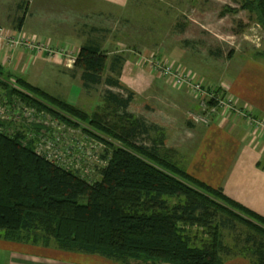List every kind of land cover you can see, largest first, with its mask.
Segmentation results:
<instances>
[{
  "label": "trees",
  "instance_id": "16d2710c",
  "mask_svg": "<svg viewBox=\"0 0 264 264\" xmlns=\"http://www.w3.org/2000/svg\"><path fill=\"white\" fill-rule=\"evenodd\" d=\"M241 8L264 29V0H243ZM103 48L92 38L76 56L73 69L86 90L120 85L123 56L110 58ZM12 81L25 92L12 89ZM0 86L111 152L99 180L89 182L24 145V134L0 132V234L7 240L53 243L119 264H223L239 254L264 264V217L165 161L157 137L151 146L138 145L139 134L150 131L128 112L132 94L107 92L105 107L89 114L1 64Z\"/></svg>",
  "mask_w": 264,
  "mask_h": 264
},
{
  "label": "rangeland",
  "instance_id": "374dc122",
  "mask_svg": "<svg viewBox=\"0 0 264 264\" xmlns=\"http://www.w3.org/2000/svg\"><path fill=\"white\" fill-rule=\"evenodd\" d=\"M26 1L28 3L31 0ZM242 1L119 0V8L114 5L110 8L111 5L107 4L102 9L94 8L93 12L87 11V29L83 30L82 24L85 20L82 21L81 18L76 30H82L83 35L80 40L75 39L76 42L68 43L78 54L81 46L93 38L104 45L103 49L110 58L122 54L124 63L121 64L119 76L116 75L120 81L119 87H110L103 83L86 90L78 72H75L73 68H67L60 59L49 60L45 57L43 58L52 63H36L29 75L20 74L17 76L24 78L51 96L67 99L71 103L75 101L73 103L75 106L89 114L105 107L104 99L107 92H112L123 99L133 94V101L128 112L144 122L151 136L155 135L151 138L141 132L136 142L138 145L151 146L157 137L156 134H153V130H157L158 127L166 126L171 135L173 130L171 128L175 127L171 113L176 110L174 108L175 101H179L180 104L183 102L182 105L188 107L191 106L190 101L193 99L183 88H173L164 81H162L164 85L161 84L157 80V74L149 65L139 66L138 57L167 60L171 64L181 65L186 70L194 72L201 79L216 83L221 80L223 75V78L227 77L229 81L235 79L238 73L234 71L236 67L233 66L235 64L233 62L240 56H254L256 58L253 60L259 59L256 60L257 63H260L264 68V29L258 24L254 14L241 8ZM14 2L18 3L19 0H0V27H5L1 21L5 19V16L13 17ZM42 2L43 0H34L28 9L29 14L37 11L38 15L46 16L48 12L40 5ZM77 2L78 0H73L76 6ZM22 7L24 6L22 5ZM94 12H100L101 15L92 16L91 14H95ZM68 13L73 14L67 9L66 12L56 13L57 17L52 19V26H56L58 28L56 30H61L63 32L59 33L61 35H69ZM25 15L26 13L23 11L21 18L23 19ZM74 21L75 17L72 16V22ZM32 29L34 26L28 17L22 31L31 35ZM59 34L58 36H60ZM68 43H61L58 47ZM244 61L246 62L244 59L242 63ZM262 81L264 82V78ZM258 88L260 94L264 93V85L258 86ZM250 93V96H254L252 92ZM254 97L258 98L256 106L252 102L244 106L247 111L249 110V113L253 111V107L260 110L264 107V96ZM159 101H165L160 103V111L154 109L149 112L150 110L145 109L158 106L156 104ZM236 101L238 103V100ZM145 102H147V106ZM191 113L190 111L187 114L188 121L191 119ZM180 114L181 112L178 115ZM177 121L184 124L188 122L182 120L180 116ZM177 131L179 132V130ZM68 132L70 131L64 130L63 134ZM68 135L71 136L70 140H81L82 138L78 133ZM175 142L176 137L172 135L169 138L170 148H159V154L165 161L183 169L187 166L185 158L180 159L183 155V144ZM80 146L63 145L64 148H70L76 155L80 154ZM238 231L236 232L238 233ZM227 242L230 243V239ZM92 256H100L103 264H119L115 260L101 255Z\"/></svg>",
  "mask_w": 264,
  "mask_h": 264
},
{
  "label": "crops",
  "instance_id": "0c3cea01",
  "mask_svg": "<svg viewBox=\"0 0 264 264\" xmlns=\"http://www.w3.org/2000/svg\"><path fill=\"white\" fill-rule=\"evenodd\" d=\"M33 1L28 2L29 6H26V8L22 7L23 2H27L26 0H19L18 3L14 2L15 12L13 17L5 16V19L1 20L2 24H5L3 28L22 31L29 17L34 26L33 33L30 36L49 42L54 47H58L61 43L75 41V39L80 40L83 33H81L82 30H76V27L82 18V21L85 20L82 24L83 30L87 29V11L93 12L95 11L94 8L102 9L107 4L111 5L110 8H112V5L119 8V0H78L77 6L74 5L73 0H43L40 5L48 13L42 17L38 15L37 11L29 14L28 9ZM67 9L73 13L72 15L68 13L69 17L66 16L69 21V35H61L59 33L63 32L56 30L58 29L56 26H52V19L57 17V15L55 16L56 13L66 12ZM23 11L26 15L22 19L21 14ZM91 15L97 16L101 13ZM72 16L75 17L74 22H72ZM14 27L18 29H12ZM3 58L5 63L2 66L7 73L16 78H20L17 76L20 74L29 75L30 70L36 63H52L41 57H31L28 53L21 51L14 52L12 56L6 54ZM254 58L256 57H246L244 55L234 59L233 63L235 64H232L236 67L234 69L235 73L238 74L233 81H229L227 77L226 79L223 78L224 75L217 83L207 81L214 86H220L221 84L226 86L227 92L238 100V110L245 112L247 116L242 112L226 113L219 109L218 113L210 115L208 125L194 123L191 119L188 121L187 114L190 111L192 113H202L198 104L194 100H189L191 106L184 107L183 102L180 104L179 101H175L174 108L176 110L171 111L175 127L171 128L173 129L171 135L170 131L167 130L169 128L164 125L158 127L157 130H153V134L157 135L160 148H170L169 138L172 135L176 137V144H183V155L180 159L185 158L187 166L183 169L190 176L214 189H221L223 194L231 200L264 217V132L262 130L254 131L248 118L264 120V107L261 110L253 107L251 113L244 108L245 105L251 102L254 105L257 104L258 98L254 96H264V93L261 92L260 94V91H258L260 90L258 86L264 85L262 81L264 68L260 63H257L256 60L259 59L254 61ZM244 59L246 62L242 63ZM157 80L163 84L162 79L157 78ZM250 92L254 96H250ZM132 96L134 95L132 94ZM65 100L75 106L73 104L75 101L71 103L67 99ZM163 102L165 101H159L156 104L158 106H152V109L149 107L145 109L150 110L149 112L154 109L160 111V103ZM145 103L147 106V102ZM145 112L147 113V111ZM180 112L181 114L178 115ZM183 114L184 117H182ZM178 116L188 122L184 124L177 121ZM149 136L151 138L155 137V135L151 136L150 134ZM0 264H103V260L100 256L63 251L53 243L45 247L32 243L9 241L4 234H0ZM223 264H252V262L243 256H234L225 259Z\"/></svg>",
  "mask_w": 264,
  "mask_h": 264
},
{
  "label": "built area",
  "instance_id": "2783aa9c",
  "mask_svg": "<svg viewBox=\"0 0 264 264\" xmlns=\"http://www.w3.org/2000/svg\"><path fill=\"white\" fill-rule=\"evenodd\" d=\"M16 51L26 52L31 57H45L49 60L60 59L67 68H73L77 56L71 44L57 48L49 42L27 35L23 31H12L0 27V64L5 63L3 56L5 57L6 54L12 56ZM152 58L145 56L140 58L139 56L137 61L139 66L149 65L157 77L167 85L186 90L202 112L190 114L194 123L208 125L210 115L218 113L219 109L226 113L242 112L238 110L237 101L227 92L226 86L211 85L181 65ZM148 62L149 64H147ZM10 85L12 89L21 93L25 92L14 81ZM242 113L246 115L245 112ZM248 118L254 131L262 130L264 132V120ZM64 130L70 132L63 134ZM0 132L9 136L17 133L24 134L26 137L23 140L24 145L31 143L38 155L89 182L99 180L102 170L107 167L111 159L110 150L97 138L81 129L67 126L46 111H39L26 105L18 95H10L1 86ZM70 133L80 134L81 140H70L71 136H67ZM63 145H81L79 147L80 154H73L70 148H64Z\"/></svg>",
  "mask_w": 264,
  "mask_h": 264
}]
</instances>
